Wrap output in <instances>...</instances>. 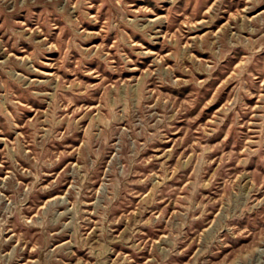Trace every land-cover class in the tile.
<instances>
[{"label": "rangeland", "instance_id": "obj_1", "mask_svg": "<svg viewBox=\"0 0 264 264\" xmlns=\"http://www.w3.org/2000/svg\"><path fill=\"white\" fill-rule=\"evenodd\" d=\"M0 264H264V0H0Z\"/></svg>", "mask_w": 264, "mask_h": 264}]
</instances>
